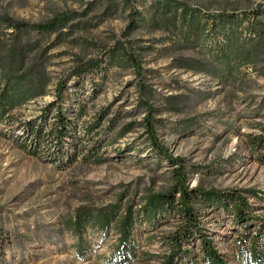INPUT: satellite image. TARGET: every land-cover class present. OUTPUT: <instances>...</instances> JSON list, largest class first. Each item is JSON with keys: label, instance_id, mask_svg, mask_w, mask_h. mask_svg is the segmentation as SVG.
I'll return each instance as SVG.
<instances>
[{"label": "rangeland", "instance_id": "obj_1", "mask_svg": "<svg viewBox=\"0 0 264 264\" xmlns=\"http://www.w3.org/2000/svg\"><path fill=\"white\" fill-rule=\"evenodd\" d=\"M155 1L0 0V16L29 21L58 10L84 11L72 20L77 23L62 28L60 37L55 32L16 34L0 25V74L10 48L23 47L24 68L45 90L11 108L0 121V264H111L113 227L106 232L87 228L90 249L78 255L61 220L81 205L97 207L118 200L138 207L144 195L171 185L173 164L151 147L141 123V82L151 91L157 138L171 156L183 158L190 186L264 190V163L253 158L245 143V134L257 132V123H264V50L240 63L226 79L177 66L178 57L206 58V49L177 43L162 47L171 27L165 29L162 12L154 10ZM188 1L212 12L223 5L239 6L238 12L264 10V0ZM130 19L136 24L128 29ZM204 40L208 43L210 38ZM128 41L134 46L152 44L140 54L141 73L120 50V43ZM107 49L112 50L103 54ZM99 56H103L99 67L71 74L79 58ZM170 94L177 96L167 97ZM50 102H57L74 125L75 135L63 139V150L72 152L75 138L84 149L96 140L98 162L82 161L78 153L63 164L65 153L58 152L59 143L46 135L55 114L54 106L44 112ZM179 104L181 111L173 109ZM129 120L135 123L122 131ZM32 124L44 133L37 145L28 132ZM88 125H92L90 141ZM246 194L255 214L264 217V197ZM199 217L228 263L245 264L238 256L242 227L232 215L222 208L201 206ZM178 218L165 212L136 222L133 235L138 250L145 252L126 264H157L166 250L162 235L176 227ZM257 222L251 219L250 228ZM192 252H197V241Z\"/></svg>", "mask_w": 264, "mask_h": 264}, {"label": "trees", "instance_id": "obj_2", "mask_svg": "<svg viewBox=\"0 0 264 264\" xmlns=\"http://www.w3.org/2000/svg\"><path fill=\"white\" fill-rule=\"evenodd\" d=\"M154 10L162 12V23L165 29L171 30V36L162 38V47H169L173 43L184 48L206 49L207 56L198 59L194 56L186 58L178 57L177 66L192 68L202 71L220 79H226L234 75L240 63L255 57L264 50V10H254L250 13L239 6L223 5L216 11H208L188 0H156ZM84 14V11L75 9L54 11L49 17L29 21L21 18H13L8 14L0 16V25L10 28L11 33H22L37 31L43 33L55 32L60 37L64 32L62 28L78 22L72 20ZM136 22L132 19L126 27L131 29ZM8 34L7 30H2ZM210 38L207 43L204 38ZM166 38L169 40H166ZM165 44V42H167ZM149 45V46H148ZM152 44H138L136 46L128 42H121V52L134 65L138 73L140 68V54L148 50ZM12 50V51H11ZM105 50L103 54L111 51ZM25 49L23 47H11L9 61L4 71L0 74V121L7 115L8 111L25 102L26 100L41 95L45 92L43 83L35 82L34 77L24 68ZM13 53H15L14 56ZM103 56L79 58L71 68V74L79 75L88 69L97 68L101 64ZM63 79L56 83V92H60ZM139 106L143 112L141 123L147 133L151 147L173 164L172 183L167 190L155 191L143 196V201L138 207L130 203L121 205L120 201H114L102 206H79L72 214L65 216L62 226L73 238L71 246L78 255H84L90 249L89 239L85 231L92 230L108 231L114 228L115 242L109 255L111 264H126L129 260L137 257L138 250L133 229L136 222L146 218H155L169 215L178 216L179 222L176 227L162 235L166 250L157 260V264H229L227 258L219 252L213 237L208 233L201 223L199 211L201 206L222 208L232 215V220L242 227L238 236V250L240 260L245 264H264V217L255 214L251 202L246 193L258 198L264 197V190H256L252 187H230L219 188L215 186H203L195 184L190 186L184 170L183 158L171 156L164 144L156 135L153 124L154 105L151 102V91L142 82L138 85ZM176 94L167 97L172 98ZM193 99V97L191 98ZM183 101L181 105H184ZM54 106V122L46 132L47 137H52L58 142V152L65 153L64 165L75 159L79 153L82 161L98 162L100 154L98 148L100 143L93 140L91 146L84 149L80 144V138L72 139V152L63 150V139L75 135L74 125L71 124L67 114L61 111L57 102H50L44 106V112ZM174 107V106H173ZM176 109L181 111L179 106ZM98 119L93 124L98 123ZM134 120L124 124L123 130H128ZM257 132L245 134L246 147L253 158L264 163V123H257ZM92 125L85 129L87 138ZM28 132L33 133L34 143L37 145L44 134L41 126L34 124L29 126ZM75 141V142H74ZM258 220L253 228H250V220ZM253 229V230H251ZM190 241V242H189ZM193 241H197V252H192ZM149 256L153 254H148Z\"/></svg>", "mask_w": 264, "mask_h": 264}]
</instances>
